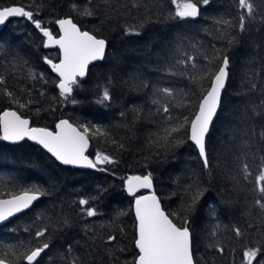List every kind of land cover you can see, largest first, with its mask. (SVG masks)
I'll return each mask as SVG.
<instances>
[{
	"label": "trees",
	"instance_id": "1",
	"mask_svg": "<svg viewBox=\"0 0 264 264\" xmlns=\"http://www.w3.org/2000/svg\"><path fill=\"white\" fill-rule=\"evenodd\" d=\"M252 2V17L238 0H210L198 5L197 17L181 19L172 0H0V8L32 11L33 19L54 36L56 20L71 18L81 31L106 41L104 58L88 67L65 100L44 62V57L57 61V50L43 48L32 21L10 18L0 29V77L5 81L0 84V112L12 109L31 126L48 129L59 119L88 126V155L99 152L113 161L93 171L75 169L28 141L0 139V198L33 187L44 193L27 211L0 225V258L27 264L23 256L47 241L38 264L131 262L135 223L123 180L148 173L162 207L176 214L174 222L187 217L198 264H242L248 248H264V211L255 203L260 198L255 180L264 156L258 135L264 116L253 115V106L264 100V0ZM85 7L94 14L83 15ZM225 20L229 24L219 22ZM224 55L230 60L229 77L206 136L205 168L188 141L187 126L172 136L165 129L185 117L191 120L210 84L206 73L217 69ZM105 88L110 99L102 101ZM165 88L172 95H165ZM13 98L28 106L20 108ZM96 128L105 134L93 135ZM242 140L250 147H243ZM245 162L252 173L248 180L241 172ZM198 189L203 195L187 211ZM81 199L90 202L83 206ZM86 207H94L97 215L88 217ZM44 228L45 236L36 237ZM109 235L117 237L110 244Z\"/></svg>",
	"mask_w": 264,
	"mask_h": 264
},
{
	"label": "snow or ice",
	"instance_id": "2",
	"mask_svg": "<svg viewBox=\"0 0 264 264\" xmlns=\"http://www.w3.org/2000/svg\"><path fill=\"white\" fill-rule=\"evenodd\" d=\"M209 2L210 0H172V3L176 6L175 16L181 19L197 17L199 15L198 5L200 3L207 5ZM238 4L241 9L246 11L248 17L253 16L254 3L252 0H238ZM73 8L77 9V5L74 4ZM82 14L91 16L94 13L90 8L85 7ZM33 15L32 11L26 10L23 6L2 7L0 8V25L5 24L11 17H26L47 38L45 47H59L61 58L58 63H54L48 57H44V60L45 63L50 65L51 70L57 74L59 78L57 87L60 95L67 100L73 93L74 86H79L78 78L86 75L89 64L104 58L106 41L88 31H81L80 27L71 18L56 21L60 29V35L57 38L50 30L42 27L39 20H34ZM219 22L229 24V21L226 20ZM239 27L241 31H244V15H241ZM188 59L191 60L192 57H188ZM183 62L185 61H181V63ZM229 66V57L224 55L219 67L215 70L209 69L206 73L211 78L210 84L207 89L203 90L197 111L191 120L185 117L183 123L165 129L167 136H172L173 133H177L187 126L188 139L198 148L205 168L209 167L206 136L221 106L222 92L229 77ZM29 77L36 79L37 74L30 71ZM40 78H43L42 74ZM3 83L5 81L3 77H0V84ZM252 87L255 88V85ZM162 91L165 95H172L170 89L165 88ZM5 94L10 98L13 97V93L10 91L5 90ZM109 99V92L105 88L102 101ZM13 102L18 104L20 108L28 106L27 103H21L18 99L13 98ZM75 102V100L72 101V103ZM28 103H31V101ZM163 111H169L167 105L163 106ZM253 115L264 116V100L259 105L253 106ZM29 125L30 121L23 118L17 111L6 110L0 113V133H2L0 139L17 142L28 138L42 145L44 149L64 165L97 168L99 164L113 163L112 159L103 153L98 152L95 160L89 159L85 155L89 145L88 126L76 127L68 120H60L55 126V131L48 128L30 127ZM96 134L104 135L105 133L100 128H96L93 135ZM256 134L253 130V136ZM258 135L260 140L264 141V127H261ZM181 142L177 141V143ZM241 144L245 148L250 147L247 140H242ZM99 170L104 171V169ZM241 172L245 180H248L252 175L249 164L246 162L242 164ZM255 183L260 197L256 199L255 203L264 211V156L261 157L259 173L256 176ZM140 189H153L151 173L144 176H131L126 180V190L134 198L136 221L134 245L137 249L135 258L131 262H126V264H198L193 254L187 217L185 216L181 223L174 222L176 214L165 211L161 204V197L155 191H150L147 195H137ZM41 195H44V193L39 188L33 187L23 190L20 194L11 195L9 199H0V222L28 209ZM201 195H203V191L198 189L192 196L191 203L186 206L187 211L192 210ZM89 202V199L79 201L80 205L83 206L88 205ZM83 211L88 217L97 215V210L94 207H86ZM234 231L237 236L242 235L239 228H235ZM46 232L47 228H44L38 230L35 235L38 238L44 237ZM116 239L115 235H109L107 243L110 244ZM48 248L49 243L45 241L29 250L23 258L27 261V264H38V258ZM120 251H124V249H120ZM220 251L222 252L223 248H220ZM253 260H256L257 264H264V248H248L244 252L242 264H253ZM0 264H10V262L0 258ZM72 264H76V261L74 260Z\"/></svg>",
	"mask_w": 264,
	"mask_h": 264
},
{
	"label": "water",
	"instance_id": "3",
	"mask_svg": "<svg viewBox=\"0 0 264 264\" xmlns=\"http://www.w3.org/2000/svg\"><path fill=\"white\" fill-rule=\"evenodd\" d=\"M11 18H13V17H11ZM25 18H26V17H25ZM9 19H10V18H9ZM60 19H66V18H60ZM60 19H58V20H60ZM58 20H56V21H58ZM3 25H4V24H3ZM3 25H0V29L3 27ZM55 25H56V29H57V35H56V37L58 38L59 35H60V29H59V25H58L56 22H55ZM34 26H35V25H34ZM38 30H39V29H38ZM39 32H40V34H41V36H42V38H43V48H45V49L56 48V49H57V51H58V59H57V61H55L54 63H58L59 60H60V58H61V52H60L59 47H58V46H49V47H45L44 45H45V43L47 42V38L43 36V33H42L40 30H39ZM99 61H101V60L93 61L92 63L89 64V66L92 65V64H94V63H96V62H99ZM44 62H45V60H44ZM45 64L49 67L51 73L57 78V83H58L59 78H58L57 74L51 70L50 65H48L47 63H45ZM220 64H221V63H220ZM89 66H88V67H89ZM84 77H85V76H84ZM84 77H82V78H84ZM78 79H81V78H78ZM57 83H56V88H57L58 92L60 93V91H59V89H58V87H57ZM197 108H198V105H197ZM6 110H12V109H4L1 113H3V112L6 111ZM196 111H197V109H196ZM60 120H66V119H59V120H57V121L55 122L54 126H53V129H50V130L55 131V126H56V124H57ZM29 126H30V127H40V126H31V125H29ZM73 126H74V125H73ZM40 128H45V127H40ZM0 135H2V133H0ZM1 140H2V139H1ZM23 140L28 141L29 143H31V144H33V145L39 147V148L42 149L44 152H46V153H47L52 159H54L58 164H60V165H62V166L72 167V168H75V169L92 170V171L96 169V168H87V167H81V166L64 165V164H62L60 161H58L54 156H52L51 153H49L46 149H44L42 145H40V144H38L37 142L32 141V140H30V139H28V138H25V139H23ZM23 140H21V141H23ZM2 141L5 142V143H8V144H16V143L20 142V141H17V142H11V141H5V140H2ZM188 141H189V142L195 147L196 152H197L198 156L200 157V155H199V151H198V148L195 146V144H194L190 139H188ZM89 146H90V143H89L88 148H87V150H86V152H85V155H87V156L89 157V159L95 160V157H96L97 154L93 155V157H90V156L88 155V149H89ZM200 159L202 160L201 157H200ZM202 162H203V160H202ZM101 165H103V164H99V165H97V166H101ZM145 175H146V174H145ZM131 176H144V175L130 174V175H126V177H125L124 180H123V190H124L125 194H126L128 197L131 198V210H132V215H133L134 223H135V226H134V231H135V233H134V240H135V237H136V221H135V214H134V198H133V196L129 195L128 192H127V190H126V180H127L128 177H131ZM150 191H154V189H151V190H149V189H140V190L137 192V195H147V194H149ZM20 193H21V192H19V193H17V194H20ZM39 197H40V196H39ZM9 198H10V196H8V197H4V198H0V199H9ZM37 200H38V199H37ZM37 200H36V201H37ZM36 201H34V202L32 203V205H33ZM32 205H31V206H32ZM31 206H30L29 208H31ZM29 208H28V209H29ZM28 209H25V210H23L22 212L16 213V214L13 215L12 217H9L7 220H5V221H3V222H0V225L5 224V223L8 222L10 219L14 218L15 216H17V215H19V214L24 213V212L27 211ZM133 245H134V242H133ZM134 249H135L136 252H137V249L135 248V245H134ZM26 262H27V261H26Z\"/></svg>",
	"mask_w": 264,
	"mask_h": 264
},
{
	"label": "rangeland",
	"instance_id": "4",
	"mask_svg": "<svg viewBox=\"0 0 264 264\" xmlns=\"http://www.w3.org/2000/svg\"><path fill=\"white\" fill-rule=\"evenodd\" d=\"M174 5V9H175V11H176V6H175V4H173Z\"/></svg>",
	"mask_w": 264,
	"mask_h": 264
}]
</instances>
